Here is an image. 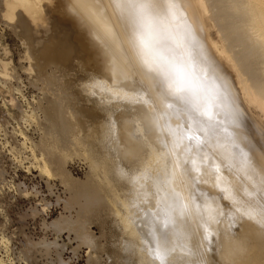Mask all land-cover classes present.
Masks as SVG:
<instances>
[{
    "label": "bare ground",
    "instance_id": "obj_1",
    "mask_svg": "<svg viewBox=\"0 0 264 264\" xmlns=\"http://www.w3.org/2000/svg\"><path fill=\"white\" fill-rule=\"evenodd\" d=\"M63 1H64L63 2L64 6L66 7V11H68L70 15L68 13H65L66 11L65 12L63 11L64 13L63 12L61 13L64 15L61 16L63 17V19H65L64 21L67 20L70 22L69 23L70 26L69 28L58 27L60 31L63 30L64 32L60 33L59 31H57L60 33V35L61 34L62 35L61 36L58 35L59 36L58 37L56 34L57 37L56 41L58 43L55 42L57 43L56 46L54 48L52 47L54 52H56L57 49L59 50L58 53L61 54L59 56V60L58 59L57 60L60 61L63 66L59 65V68L62 66L64 67L62 69L68 70L66 68H71L72 66L75 67L74 65L77 63H75L76 61L74 62L73 59L77 56L82 57L83 60L84 58L88 59L90 53L94 52L91 51L92 48L90 47L88 40L89 39L88 34L91 33L92 34L91 36L94 37L100 43V45H102L103 50L105 49V52L102 53L103 56L102 55L101 56L103 58H106V61H102L100 58L97 59L95 64L97 67V72L100 73L107 72L108 77L110 75L112 79L109 80L112 81L111 83L113 84L116 81H120L121 83V81H123L125 78L133 79L132 82L134 80L139 81L146 85L147 89L144 87L143 89H146L147 90L146 94H149L147 96L144 93L145 96L148 98H144V97L141 98L144 100L143 103H145V107H146L145 110L147 109V113L144 112L143 115L144 117L141 116L139 117L142 118L141 122L144 123L143 126L145 125L147 132L150 133L152 132L151 134H153V136L155 135V140L153 139L152 136V140L154 143L148 144L150 143L149 141L147 143L148 144L147 147L151 148V150L150 148L147 150V151L150 150L149 154L143 150V152L148 154L147 157L144 154L140 153V151H138L139 154H141V157L145 156L146 158L143 159V161L140 160V164L138 168L132 167V165L131 166L128 165L129 164L128 162H127L128 164L125 163V165H123V163L126 161L122 160V164H121L120 159H119V163L118 162H115V164L113 163L114 167L110 166L111 165L110 163H112L110 157L112 155L108 156L107 153L106 155L109 158L107 161L108 164L106 162L107 158H105V161L104 159H100L103 158L102 154L106 152L105 149L109 150L107 151L109 153L112 152L111 154H113V152L116 151L115 149H114L115 151H113L112 149L115 146L114 147L110 146L111 148L108 146L112 144L111 143L112 138H114L116 134L115 130L114 128L109 130L110 128L108 129V127L106 126L107 129L109 130L106 131V129L104 128L105 123H102V121H98L99 123L97 121L95 123L94 121V123H92L91 121L92 119H90L91 123L90 125H88L85 124L86 120L82 121L83 118L81 119V121L84 122L87 128L88 126L90 127L94 124L95 126L94 128L96 129L98 127L99 129L98 134L100 135H97L96 134L97 130L94 131L92 126L91 132L92 131L96 132L95 134L97 135V138L94 141H92L96 143V146L91 144L94 147L93 148L94 150L92 149L93 154L92 153L91 155L89 154L90 157L83 156V158L88 157L89 160L88 167L90 166L93 171L95 170V172L100 174V176L98 175L99 176L98 178H101L100 179L101 182L98 183L100 184L99 187L101 188V190L103 186H105V188L108 187L109 194L106 195L110 196L108 197V199L111 200V203L114 206L112 208L114 209L113 215L118 218V221H120L118 224H122L120 226H122L123 229L126 230H128V228L131 225L137 226L139 224L140 220H137L134 217L131 209L132 206L136 204L135 196H140L142 198L147 199V201L149 202V207L147 210L146 218L143 219L144 227H142L143 224L141 223V228L139 232L140 235H142V237L144 236L143 238H147L149 242L148 252L149 254L151 252L153 256L154 255L157 256L156 258L158 259L159 264H214L216 262L215 261L216 256L215 257L213 256L215 258L214 259L212 256L210 257V252H208L210 250L208 243L211 242H207V241H210V239L216 240L213 242V243L216 242L215 244L216 246H218V248L216 247L215 252H217V249L219 248L223 250L222 259L228 262L227 264H237L240 260L238 256L242 257L239 255L242 250L241 248L248 246L247 243L249 240H245V243L247 245L245 246L242 245V247L240 248V245L244 242V239L246 238L247 239L251 238L252 240L255 241V243L252 244L251 246H248L251 249L252 256L244 255V257L247 258H243V257L241 258L244 262L243 264H264V147L262 145L264 144V142H262V140L257 141L260 143L262 142L261 144L262 146L260 145L261 147H263L262 150H259L255 146H254L255 148L252 146L250 148L249 145L250 144L249 140L251 139L250 132L255 133L256 131L254 132V130H256V126H258L259 124L264 125V120L255 122L251 120V117L248 114V113L251 114L252 119L253 118L256 119L253 109H255L258 103H259L258 105H260V102L264 103V2H263L264 0L263 1L262 0H63ZM7 2H6L7 3L6 7L9 8V11H11L12 14L17 10L19 11V13L18 11L16 13L20 14L21 16H22L21 12L24 14L23 17L26 18V22L24 23L27 24V20H28V22L30 23L28 24L32 26L31 33L32 32L33 33L31 35L33 36L35 35L34 37H39V35H41L40 29L45 28L44 24L46 23L45 22L46 14L48 13H46V11H44L43 9L47 7L45 10H49V8L52 7L51 10L52 9L55 10V11L52 10V12L56 14V10L60 12V9L63 7V4L61 3L60 5L56 4L53 6L52 0H9ZM207 8L209 9V12H211V10L212 11L216 10L215 13L216 15H214L213 17L208 16L209 12ZM51 10H50V14L52 15L53 13H51ZM57 15H55V19ZM58 18L57 21L60 19ZM21 21L23 22L22 18ZM21 21L19 19V21L17 22L22 23ZM24 23H22L21 25H23ZM41 23L44 25V27H40ZM63 23L65 25L68 22L66 23L63 22ZM214 23L215 24L217 23L218 25L217 24L214 25ZM25 24L23 26H25ZM46 24L48 28V23ZM54 24H51L52 27ZM21 25L19 29L23 30L24 27L23 29H21ZM17 26L18 25H16V27ZM54 26L57 27L58 25L57 26L54 25ZM214 26L218 27L216 28V31L213 30ZM74 30L76 31L78 37L77 41L81 43V45H79L80 46L79 48H78V44L75 45L74 42H71L72 39L70 40V38H72L71 33ZM23 32L25 33L26 31ZM57 32L54 31L53 34ZM42 34L47 35V33L45 34V32ZM21 35H23L22 32ZM28 35H30L29 32L27 36ZM28 38L29 37H27L26 39ZM45 38L47 37L45 36ZM41 41L43 40L41 39ZM50 42L49 43L52 44L51 39ZM191 42L193 44L195 43L196 48L194 47L193 49H191L190 47ZM35 43H33V45H35L37 48L36 44H39V42L36 44ZM45 44L44 46L47 45L46 47H48L49 44L48 43L46 45ZM39 45L42 46V44ZM39 51L41 52V50ZM43 54H47V53H43ZM94 54L97 55V53ZM34 57L36 58L37 56ZM34 57L32 56V58ZM42 57L43 56H40V59L38 58L37 59L41 60ZM44 57L42 60L46 61ZM51 57L53 56L52 55L49 57L47 56V58H51ZM79 57H77V59ZM35 61L34 64L36 63ZM72 62H74L75 64ZM32 63L33 62H30V64ZM4 64L5 62L3 63V65ZM7 65L5 67H7ZM77 65L79 66V64ZM77 65L76 67H78ZM33 67H35V65ZM76 67L74 69H76ZM36 68H35V72H36ZM81 68L79 69L81 70ZM87 68L88 67L86 66V69ZM40 69H42V67ZM55 69L56 68H54V70ZM177 70H179V76H180L179 83L181 84V86L189 89L191 93L190 106L188 107L179 103L173 95L169 94L172 90L169 88V85L172 84V81L177 78ZM72 71H74L73 68ZM81 71L79 75L81 74ZM90 71H92V69H90ZM60 72H62V70ZM74 72H72V74H75ZM5 74L7 75V73ZM41 74L44 75L42 76ZM41 74L40 75L42 77L35 74L37 77H39L38 80L40 79L41 81L45 77L49 78L48 76H45L46 73H41ZM64 74H66V72H64ZM69 74L68 76H71V71ZM58 75L61 76L62 73L61 75L60 74ZM83 75H85V73ZM90 75H92V73ZM81 76L79 77L81 78ZM96 76L98 77V75ZM87 77L88 75L85 78L86 80L88 79ZM60 78H58L57 80H59ZM73 78H75V80ZM73 78L72 81L77 82L79 80L78 79L76 81L78 76L77 77L75 76ZM131 79L129 80L131 81ZM62 80L60 79V81ZM68 80L71 82V79ZM91 80H93V78ZM91 80L89 78L90 82H92ZM96 80L98 83L99 82L98 80H100V78ZM101 80H102V76H101ZM4 81H8V80H4ZM249 81L251 84L249 83ZM90 82H88L89 85ZM63 83H64L63 84L64 87V85H66L67 82L66 84L65 82ZM83 83L84 82L82 81V84ZM93 83L97 84L95 82H92L91 85H93V87H94ZM99 83L105 84L103 82H99ZM79 84L80 83H78V88H81V90H83L82 88L83 86L81 87L80 85L79 87ZM51 85H46L48 86V88L45 87L47 91H49V93H51L50 90H48ZM99 85L97 87H99ZM135 85L140 86V88L142 89V85L140 84H135ZM55 86H58V84ZM59 86H61V83ZM88 86L86 85L87 89L90 88V87L88 88ZM97 87L95 86V88ZM50 88H53V86ZM75 89L77 90V92H80L78 91L80 89H77L76 87L73 89V92ZM106 89L104 87V90ZM92 90L94 92V90L97 89L92 88ZM132 90L135 91L134 88ZM64 91L63 92L60 91V92L64 94ZM98 91L99 93H101L100 90ZM252 91L254 92V95L252 94ZM85 92L81 91L80 93L82 94ZM102 92L104 91L102 90ZM109 92L111 91L109 90ZM126 92L122 88L112 89V94L114 96H117V98L123 97L125 95H127V97L129 98L127 94L128 92L127 93ZM69 93L67 95H69ZM139 93L140 92L138 91L137 94L139 95ZM63 94H61L62 97L65 96ZM73 94L74 93H72V95L70 94V96L72 97ZM97 94H95L94 96L96 97ZM131 94L129 95L132 98V96L135 94L132 95ZM47 95L49 96V94ZM74 96L76 97V95ZM82 96L85 95L83 94ZM86 96H88L87 93ZM114 96L112 97L115 98ZM42 97H40V99L45 102L46 99H43ZM90 97H88L89 100ZM136 97L134 98L136 99ZM254 97L258 99L256 100L254 99ZM44 98H47V96ZM64 98H67V96H65ZM73 98H70V100H72ZM84 98L86 99V97ZM64 100L66 103V99ZM125 100H122V102L123 101L126 103L129 102L128 99L125 98ZM130 100L134 101L133 99ZM86 101L85 103H87ZM135 101L134 103H136ZM47 102L50 101L48 100ZM72 102L69 101L71 105ZM74 102L76 103L77 101ZM88 102L89 103L91 102L90 104H92L93 102L96 101L92 102L91 99ZM37 103L39 105V102ZM40 103L42 104L41 101ZM132 103L133 102L128 104L131 105ZM47 104H48L47 107L42 104L44 106V109L49 108L48 107L49 103ZM50 104L53 105L52 106L53 108L54 106H56L52 104V102ZM93 104L95 105V103ZM146 104L152 105L155 110H149ZM32 105L34 104L32 103ZM38 105L35 104V106L40 108V105L39 106ZM71 105L69 106L67 105V107H69L68 109H70L69 110L70 112H72L70 107ZM98 105L101 106L99 103ZM65 106L63 105L62 107ZM73 106L76 107L77 104L76 106L75 105ZM261 106L263 107L260 108L259 113L264 115V105L261 104ZM57 107L59 106L57 105ZM95 107L94 110L97 111L99 107L97 106L96 107L97 109ZM53 108L52 110L49 108V110H51L52 112ZM104 108L106 109V107ZM61 109H59V112ZM81 109H78V111L76 109V112H80ZM89 109L90 107L88 108V110ZM101 109H103L102 106ZM42 110L38 109V111L43 113L48 112ZM251 110L253 114L251 113ZM55 111L56 110L53 111L52 113L53 115L51 116L54 117V115L56 114L54 113ZM61 112L58 114V117L62 118V114L64 113ZM97 112H95V114L98 115ZM102 112L105 113V111ZM43 113L41 114L43 115ZM49 113H47V115L50 116ZM82 114L83 113L81 112L80 116ZM100 115L101 117L103 116L101 113ZM84 116L87 115L85 114ZM45 117L46 114L44 115V118ZM53 117H51V119ZM66 117H63V119ZM46 118L48 119V121L44 119L43 120L50 122V119L48 117ZM55 118L56 115L53 119ZM107 118H108L107 121H109L107 122V124L113 122V121L110 122L111 120L110 115ZM59 120L61 119L59 118ZM65 120L68 124L70 123V121L68 122L67 118ZM47 122L46 125L49 126L43 125V127H47V128L49 127L48 129H50L51 131L47 130V133L49 134L51 132L50 134L52 135L53 132L56 130L54 132V135L56 134V136H59L60 132L58 130L60 128L62 129V127L64 128L66 123L63 120V123L65 122L63 126L62 122L59 121L61 122L60 126L62 124V127H60L59 129H58L59 123L57 125L53 123L54 125L57 126V127L54 126V128H57L58 130L55 129L52 132V130L54 129L53 126L51 125L53 121H51L50 124L49 123L47 124ZM82 122H80L79 126L82 125ZM55 123H57V121ZM42 124H44V122H42ZM70 124L74 125V122ZM69 125L66 126L68 127ZM110 125L111 124H109V126ZM260 125L258 127H260ZM50 126L53 129H51ZM69 127L65 130L73 128L72 126L70 128ZM75 127L74 129H72L73 131L79 129V128L77 129V126ZM65 130L63 129L61 130L63 132L62 133L63 135L68 133L69 131L68 130L66 132ZM79 130L81 131V128ZM132 130H134V128H132ZM57 131L59 132L58 135L56 133ZM84 131H86V129ZM70 132L71 131H69V133ZM154 132H156L157 134H155ZM159 132L160 134H158ZM139 133L140 132H138V135ZM85 134L89 135L88 133ZM257 134L259 135V133ZM67 135L68 136L66 135L65 136L69 140V135L72 136V134H67ZM82 135H84V132L83 134H81V136ZM87 135H85L88 138L87 141L85 140L86 139L85 138L83 142L82 141L80 142V144L84 143L85 141L89 143V141L93 139L92 137H90V135L89 137ZM132 135H133V131L131 133V136ZM46 136L48 137V135ZM92 136L94 137L95 135ZM135 136H132L134 142H136L135 140H137L135 138L137 137L139 139L142 138L140 137V135L139 136L135 135ZM141 136L143 135L141 134ZM148 136L150 137L151 135ZM148 136L147 138L145 137L144 138L148 140L149 138ZM44 137L45 135L43 136V138ZM51 137L52 136H50V144L53 143V142L51 143ZM188 137H191V139H188ZM43 138L41 137L40 139L43 141L44 140ZM72 139L73 138H71V140ZM79 139H75V140H79ZM46 140L45 141L49 143L48 138ZM53 141L55 142L56 140ZM250 141L251 143L253 142V144L255 145L254 143L255 140L254 141L250 140ZM72 142L74 143L75 141L73 140ZM55 143H57V141ZM55 143H53V145ZM136 144L138 145V142H136ZM155 144L160 146V149L158 151L157 149H154L156 148ZM105 145L109 148L105 147ZM113 145H115V143H113ZM83 146L85 147V144ZM91 147H89V149ZM30 148L33 151L32 147ZM138 148L137 146H135V149L138 150ZM98 151L99 152L101 151V156H99L100 154L98 153ZM114 154L115 156L113 155V158L116 157L117 153ZM138 156L140 157V155ZM137 158L138 157L135 158L134 163L136 162ZM36 159L38 160V158ZM85 161H87V159ZM134 163L133 165H135ZM30 164L32 166V162ZM106 164L109 166H107ZM126 165L130 166V168L128 169ZM37 169L41 170L40 168ZM44 170L46 173L47 171H49V170L46 171V168H44ZM44 170L42 169V171ZM115 175L120 177V179L123 178L126 182L121 183L120 181H118L119 178L115 177ZM103 181L104 183H102ZM148 181L150 182L144 184V182H148ZM101 183L104 184L102 187H101ZM122 184L124 185L126 184L127 187L125 188ZM105 188L103 187V191H102L103 193ZM222 200H225V203ZM236 224L239 225L238 230L234 231L232 227L233 226L235 227ZM248 247L246 248L247 250ZM213 250L211 248V251ZM237 250H239L237 252V257H236L238 259H236L233 256L234 252L236 253ZM243 250H245V248ZM219 252L217 254H219ZM242 253L244 252L242 251ZM212 254L213 253H211V255ZM218 256H220V254ZM219 262H221V260ZM239 263L242 264L241 262Z\"/></svg>",
    "mask_w": 264,
    "mask_h": 264
},
{
    "label": "rangeland",
    "instance_id": "obj_2",
    "mask_svg": "<svg viewBox=\"0 0 264 264\" xmlns=\"http://www.w3.org/2000/svg\"><path fill=\"white\" fill-rule=\"evenodd\" d=\"M7 1H9V0H7ZM7 1L6 0H0V63H1L0 64V68H1L0 69V73H1L0 74V76H1L0 77V86H1V88H0V264H159L158 259L156 258L157 256L156 255L153 256V254H151V252H150V254L148 252L149 251V246H148L149 242H148L147 238H143L144 236L142 237V235H140V232H139L140 228H141V223L143 224V222H144L143 219L146 218L147 210L149 207V202L147 201V199L142 198L140 196H135L136 204H134V206H132L131 210H132L134 217L137 220H140L141 222L139 221V224L137 226L131 225L128 228V230L123 229V227L120 226L122 224H118L120 222V221H118V218L113 215L114 209H112V208L114 206L112 205L111 200L108 199V197H110V196L106 195V194H109L108 187L105 188V186H103L104 184H102V183H104V181L101 183V187L103 186L107 190L106 191L104 189V193H103L102 192L103 187L101 190V188L99 187L100 184L98 183V182H101V180H100L101 178H98L100 176V174L95 172V170L93 171L90 166H89L90 169L88 167V164H89L88 157H90L89 154L90 155H91V153L93 154V150H94L93 145L96 146V143H94L92 141H94L97 138V135H100V134H98V130H99L98 127L96 126L97 128L95 129L94 124L92 125L93 130L94 131L97 130L96 131L97 133L93 132V131L91 132L92 126H90V127L88 126V125H90L91 121H92V123H94V121H95V123H96V121L97 122L102 121V123H105L104 128L106 129V131H109L113 128L115 130L116 134H115V136L113 135L114 138H112V141H113V142L111 141L112 144L111 145L107 144V145L109 147L115 146L112 149H113V151H115V150L116 151L113 152V154H111L112 152L109 153V152H107L109 150L105 149L106 152L104 151L105 153L102 154L103 158H100V159H104V161H105V158H107V160H106V162H107L109 159L107 157V155L108 156L112 155L110 157V159L112 160V161L110 160L112 162V163H110L111 164L110 166L114 167L115 162L119 163V159H120L121 164H122V160H124L126 162L123 161L124 162L123 165H125V163L128 162L129 163V164L127 163L128 165H130V166L132 165V167L138 168L139 164H140V160L143 161V159H146L145 156L147 157V155L150 153L149 151L151 150V148L147 147V146H148V144L154 143L152 140V136H153V134H151L152 132L151 133L147 132L145 125L143 126L144 123L141 122V119H142L141 117H144L143 116L144 112L147 113V109L145 110V108H146L145 103H143L144 100L141 99L143 97L148 98L145 96V94L147 92L146 85L139 82V81H136V80H134L132 82L133 79H131V78H125L124 80L122 79L123 81H121V83H120V81H116L115 83H118V84H115V83L113 84V83H111L112 81H110V80H112V79H111L110 75L108 77L107 72H104V73L97 72V67L95 65L97 59L100 58L102 61H106V58L102 57L103 56L102 53L105 52V49L103 50L102 45H100V43L94 37L91 36L92 35L91 33L88 34L89 35V39H88L89 44H90V47L92 48L91 51L92 52L94 51L93 53H90L91 56L89 55L88 59H85L83 57L84 60L82 59V57L77 56L80 58V59L78 58L79 62H78L77 57H75L74 58L75 60L73 59V61L74 62L76 61L75 63L79 64V66L77 64H75L74 62H72L75 64L74 65L75 67H76V65L78 66V67H76V69H74L75 67H73V66L71 68H66L68 70L62 69L64 67H62L63 65L61 64L60 61H58L59 56L61 54L58 53L59 50H57V49H56V52H54L52 47L54 48L56 46V44L58 43L56 41L57 40L56 34H57V36L58 35L61 36L62 34L60 35V33L64 32L63 30L60 31V29L58 27H60V28L61 27H66V28L68 27L69 28V26H70L69 25L70 22L67 20L64 21L65 19H63V17H62L64 14H62L61 12L66 11V7L63 4V2H64L63 0H59V1L58 0H52L53 6L56 4L60 5V3L63 4V7L62 8L60 7L61 8L60 12L56 10V14L54 12H52V10H53V9L51 10L52 7L49 8V10H45L47 7H45L43 9L44 11H46V13H48V14H46V21L45 22L48 23L49 31L47 28V24L45 23L44 29H47V30H44L43 28L40 29V31H41L40 32L41 35H39V37L41 36L40 38L34 37L35 35L34 36L31 35L33 33V32L31 33V29H32L31 27L32 26L29 25L30 23L28 22V20H27V24L24 23V22H26V18L23 17L24 14L21 11L20 12H21L22 16L20 14H18L19 13L18 10H17L18 13H16L17 12L16 11L13 14L11 11H9V8L6 7L7 3H8ZM50 10H51V13H53L54 15L50 14ZM53 11H55V10H53ZM208 12H209V9H208ZM65 13H68L70 15V13L68 11H66ZM215 13H216V10L215 11L211 10V12L208 13V16L213 17L214 15H216ZM18 15H20V16H18ZM50 15H51V17H50ZM55 15H57L56 19H55ZM17 17H20V18H17ZM12 18H13V20H12ZM21 18H22L23 22L21 21ZM48 18L50 19V21ZM57 18L59 19L58 21H57ZM19 19L22 23L25 24V26H23L24 24L21 25L22 23L17 22V21H19ZM62 21L65 23L68 22V23H66L68 25H66V24L64 25V23ZM54 23H56V24H54ZM41 24H40V27H44V25L43 24L41 25ZM51 24H54L56 26L58 25V26L55 27L53 25V27H52ZM61 24H62V26H61ZM216 24L214 23V25H216ZM16 25H18V26L16 27ZM20 25H21V29H23V27H24L25 30L24 29L20 30L19 29ZM29 26H30V28H29ZM12 27H14V28H12ZM15 27H16L17 31H16ZM52 28L54 31H56V32L59 31L60 33L57 32V33L53 34L54 31L52 30ZM66 28H64V29H66ZM213 28H214L213 30L216 31V28H218V27L214 26ZM23 31H26L25 33H27V34L29 32L30 35L27 36V34H25ZM51 31H52V33H51ZM21 32L23 33V35H21ZM44 32H45V34L47 33V35L42 34ZM73 32H74V34H73ZM69 33H70V31H69ZM45 36L47 38H45ZM27 37H29L30 39L32 38L31 41L29 38H28L29 39V41H28V39H26ZM71 37H72V38H70V40L72 39L71 42H74L75 45L78 44V48H79L80 47L79 45H81V43L77 41L78 37H77L75 30L72 31ZM52 38H54V39H52ZM41 39L43 41H41ZM50 39L52 41V44H50L51 43ZM35 41H36V43L39 42V44H42V46H40L39 44H36ZM44 42L46 44L48 43L49 44L48 47H50V48L46 47L47 45ZM55 42H57V43H55ZM33 43H35L37 45V48L35 45H33ZM30 44H31V47H33V46L34 47L31 48ZM44 44L46 46H44ZM190 45H191L190 46L191 49H193L194 47L196 48L195 43L193 44L191 42ZM27 47H28V49H27ZM42 47L45 50L47 49L46 52ZM39 50H41L42 55H41V52ZM43 50H44V52H43ZM30 53L33 55H31ZM35 53H38V54H35ZM43 53H47V54H43ZM94 53H97V55H95ZM44 55H45V57H44ZM51 55L54 58L53 57L47 58V56L49 57ZM32 56L33 57L37 56V57L36 58L34 57L35 58L34 59V58H32ZM40 56H43L46 61L42 60L43 57L41 58V60H38V59H40ZM55 58H56V60H55ZM3 60H4L5 64L6 63L8 64V65L6 64L7 67H5L6 66L5 64L3 65V63H4ZM34 61L36 62L35 64H34ZM39 61H40V63H39ZM56 61H58L59 63ZM30 62H33L32 64H33V66L35 65V67H33L32 64H30ZM37 63H39V64H37ZM59 65H62V66L59 68ZM86 66L88 67L87 69H86ZM4 67H5V69H4ZM38 67H39V69H38ZM41 67L44 70L40 69ZM35 68H36V72H35ZM54 68H56V69L54 70ZM72 68L74 71L75 70L76 71L75 72L72 71ZM79 68H81L82 71ZM90 69H92V71H90ZM93 69H95V70H93ZM53 70L55 71V73ZM61 70H62V72H60ZM2 71L4 74L7 73L8 76L6 74H5L6 75L5 76L2 73ZM38 71L40 72V74L46 73L45 76H48L49 78L45 77L46 80H45V78L41 81H40V79L38 80L39 77L36 76L39 74ZM52 71L54 74L52 73ZM70 71H71V76H68ZM80 71H81L82 76H81V74L79 75ZM58 72H60V73H58ZM64 72H66L67 75L64 74ZM72 72H74L75 74H72ZM82 72H84L85 75H83L84 73H82ZM90 72L92 73V75H90L91 74ZM61 73H62V75H61ZM86 73H89V74H86ZM40 74L38 76L42 75V74L41 75ZM58 74H60L61 76H59ZM52 75H54V76H52ZM63 75L65 78L67 76V78L65 79L63 77ZM87 75H88V77H87L88 79L86 80L85 78ZM96 75H98V77ZM56 76L58 78L61 77L60 78L61 80L63 77V80H66V81H63V80L60 81V79L57 80L58 78ZM75 76L76 77L78 76L76 81L78 79L79 80L83 79L82 81L84 83L82 84L81 80L80 81L78 80L77 82L72 81V78ZM79 76H81V78ZM101 76H102L103 81L101 80ZM11 77H13L14 79ZM50 78H51V80H50ZM89 78H90V80L93 78V80H91V81L95 82V83H97L96 79L100 78L101 81L100 80H98V81L103 82L105 84H101L98 82L97 84L98 85L101 84V85H99V87H97L98 85L93 83L94 84V87H93V85H91L92 82L89 81ZM68 79H71L72 83ZM73 79L75 80V78H73ZM104 79L107 82V84L104 81ZM129 79H131V81ZM244 79H246V78H244ZM4 80H8V81H4ZM52 80H54V81H52ZM55 80H56V82H55ZM58 81H60V82H58ZM63 82H65V84L67 82V84L64 85V87H63V84H64ZM68 82L71 86L68 84ZM88 82H90V85ZM134 82H136V83H134ZM51 83H52V85H51ZM55 83H57L58 86H55V85H57ZM60 83H61V86H59ZM78 83H80L79 87H80V85H81V87L83 86L82 87L83 90H81V88H78ZM249 83H250V81H249ZM135 84H140V85H142V89H143V87L146 89H143V91H142L140 86H136ZM46 85H51L50 87L53 86V88L49 87V89H48V90H50L51 93H49V91H47L46 88H48V86H46ZM86 85L87 86L89 85L88 88L90 87L89 89L92 92H93L92 88L97 89V90H94V92H93L94 94H93L89 89H87ZM84 86L86 87L87 90L85 89ZM95 86L97 88H95ZM100 86H101V89H100ZM127 86H128V88H127ZM75 87L77 89H80V90H78L80 92L81 91H84V92L87 91V92L81 94L80 92H77L76 89L73 92V89ZM104 87H105V89L107 88L106 89L107 93H106V90H104ZM132 87L137 92L133 91ZM70 88H72V89H70ZM113 88L124 89L125 92L126 91L128 92V93L127 92L126 93L128 94L129 98L133 99L134 101L136 100L135 101L136 103H134V101H131L127 97V95H125L126 97L125 96H123V97L118 96L119 98H117V96H114L112 94ZM54 89H55V91H54ZM64 89H65V91H64ZM67 89L68 90L70 89L71 92H70V90L68 91ZM108 89L111 92H109ZM98 90H100L101 93H99ZM102 90L105 92V94H104V92H102ZM60 91L61 92L64 91V94L61 93ZM138 91L140 92L139 95L137 94ZM45 92H46V94H45ZM88 92H90L92 95ZM52 93L53 94L55 93L54 96ZM60 93L67 96V98H64L65 96L62 97V95ZM68 93H69V95H67ZM72 93H74V94L71 97L70 94L72 95ZM86 93L88 94V96H86ZM97 93L101 94V95H98ZM131 93L135 94L132 96V98L129 95ZM47 94H49L50 97ZM83 94L85 96H82ZM95 94H97V96L102 100H100L97 96L95 97L94 96ZM252 94L254 95L253 91H252ZM74 95H76V97ZM136 95H137V97H136ZM146 95L148 96L149 94H146ZM46 96L48 99L44 98ZM112 96H114L116 99L113 98ZM40 97H42L43 99H46V101H45L46 104L44 101H42L40 99ZM73 97H75V98H73ZM84 97H86V99ZM88 97H90V100L92 99V102L96 101L97 103L93 102V103H95V105L93 103L90 104L91 102L90 103L88 102V101H90L88 99ZM93 97H95V98H93ZM103 97L105 98V101H104ZM124 97L126 99H128L129 102H127V103L124 101L122 102V100H125ZM134 97H136V99ZM38 98H39V100H38ZM51 98L53 101L51 100ZM62 98L66 99V103H65V100ZM70 98H73L72 99L73 102H72V100H70ZM59 99H61L62 102ZM254 99L257 100L258 98L254 97ZM48 100L50 102H47ZM86 100H88V101H86ZM35 101L39 102V105L41 104L40 103V101H41L42 104L43 105L45 104L44 106H46V107L48 105L47 103H49L48 107L51 110L53 108L52 107L53 105H51L50 103L52 102V104L56 105V106H54V108H56V109L53 108V111L56 110L54 113H56L55 115H56L57 119L56 118L53 119L55 117V115H54V117L51 116V115H53L52 114L53 111L51 112V110H49V108L45 107L46 109H44V106L42 104L40 105V108L35 106V104L38 105V103ZM69 101L72 102V105L69 103ZM74 101H77V102L75 103ZM85 101L89 105L87 103H85ZM101 101H103V102H101ZM125 101H127V100H125ZM105 102H106V104H105ZM131 102H133V103L131 105H129ZM32 103L34 105H32ZM73 103H75V104H73ZM82 103L84 104V106ZM98 103L103 107V109H101V106H99ZM60 104H61V106H60ZM76 104H77V106H76ZM102 104L103 105L105 104V105L103 106ZM258 104L255 107V109H253L254 113H255L254 115L256 116V119L255 118L252 119L251 114L248 113L251 117V120H253L255 122L264 120V119H262V118H264V115L259 113L260 108L263 107V106H261V104L264 105V103L260 102V105H258ZM57 105L59 107H57ZM63 105L64 106L66 105V106L62 107ZM67 105L68 106L71 105L70 107H71L72 112L69 111L70 109H68L69 107H67ZM73 105H75L78 108L74 107ZM79 105H80V107H79ZM87 105H88V107H87ZM96 105L99 107V109L96 108L97 107ZM147 106H148L147 108H149V110H155L152 105H147ZM84 107L85 108L87 107L86 108L87 111ZM89 107H90V109L88 110ZM92 107H93V109H92ZM94 107L99 112L94 110ZM104 107H106V109ZM57 108H59V109L62 108L60 110V112L62 111L61 113H64L67 117L64 114H62V118L58 117V114L60 112H59V109H57ZM64 108H66V109H64ZM38 109L39 110L43 109L42 111H48L47 113H49V111H50V113H49L50 116L47 115V113H45V112L43 113V112L38 111ZM74 109H75V111H74ZM76 109H77V111H78V109H81V111L79 110L80 112H76ZM102 111H105V113ZM81 112L83 113L81 115L83 117L80 116ZM95 112H97L99 116L97 114H95ZM41 113H43V115ZM84 113L87 116H84L85 115ZM100 113L103 115L102 117H101ZM251 113L253 114L252 110H251ZM45 114H46V117H48L50 119V122H47L48 119L46 117L44 118ZM71 114H72V116H71ZM88 114H89V116H88ZM109 115L111 117L110 122L113 121V122L109 123V124H111L110 126H109V124H107V122H109V121H107L108 120L107 117ZM139 116H141V117H139ZM51 117H53V118L51 119ZM63 117H66L68 119V122L70 121V123L74 122V125L77 126V129L81 128L82 133L79 129L73 131L72 129H74L75 126L69 123L73 127V128H70L71 126L66 122V120H65L66 118L63 119ZM87 117H89V118H87ZM36 118H38V119H36ZM59 118L61 120H59ZM43 119L47 120V121H44ZM81 119H82V121H84V120L87 121V122L85 121V124H88L87 126L90 129H88L85 126L84 122H82ZM90 119H92V120L90 121ZM98 119H100V120H98ZM37 120H39V121H37ZM55 120L57 121V123H55L56 122ZM63 120L67 123L66 124L64 122L65 123L64 128L62 127V124L64 126ZM79 120H80V122H82V125H81L82 127L79 126L80 125ZM137 120H139V121H137ZM40 121L44 122V124H42V122H40ZM51 121H53L51 124L53 126V128H54V126L57 127L56 125L59 123L58 129L60 127H62V129L65 130L70 126L69 127L70 129H68V130L71 132L69 133L68 130H65L66 132L68 131V133L63 135L61 128H60L61 130L60 129L58 130L57 128L53 129L50 126V128L53 129L52 132L55 129H57L61 134L57 131L56 133H57V135L59 133V136H56V134L54 135V132L56 130L53 132L54 136L52 134H50L51 132L48 134L47 130L48 131H51V130L48 129L49 127L48 128L43 127V125L49 126V125H46V122H47V124L48 123L50 124ZM59 121L62 122L61 126H60L61 122H59ZM128 122H129V124H128ZM53 123L56 125H54ZM40 125H42V126H40ZM66 125H69V126L67 127ZM95 125H97V124H95ZM106 126L108 127V129L109 128L110 129L108 130ZM258 126H256V130H254V132L256 131L255 133L250 132V138H251L250 140H252V141L255 140L254 141L255 145L253 144V142L251 143L250 140H249V142H250L249 145H250V148H251V146L252 147L255 146L259 150H262V148L264 147V144H262V142H264L263 141L264 140V137H263L264 131H262V130H264V125L262 124V125H260V127H258ZM132 128H134V130L136 132L134 130H132ZM257 128H259V129H257ZM75 129H76V127H75ZM85 129H86V131H84ZM258 130H260V131H258ZM132 131H133L132 136H135V135L139 136L140 135V137H142L140 139L138 137L135 138L136 136L134 137L135 139L138 140V141L135 140L136 142H138V145L136 144V142H134V139L131 136ZM83 132H84V135L81 136V134H83ZM134 132H135V135H134ZM138 132H140L139 135H138ZM41 133H42V136H41ZM73 133H75V134H73ZM85 133H88L90 135V137L93 138L91 141H89V143L86 142L88 138L85 136V135H87ZM92 133H94V134H92ZM148 133H150V134H148ZM154 133L157 134L156 132H154ZM257 133H259V135ZM262 133H263V135H262ZM43 134L45 135L44 138H43V136H44ZM67 134H72V136L73 135L75 136V139L80 138L81 140L80 139L75 140L74 136L72 137L71 135H69V140H68V138H66V136H68ZM141 134L143 136H141ZM158 134H160V132ZM46 135H48V137ZM89 135H87V136L89 137ZM92 135H95L94 136L95 138ZM148 135H151V136L149 137ZM255 135H258V136H255ZM260 135H262V136H260ZM50 136L53 137V138L51 137V143L52 142L55 143L56 141H57V143H55L54 145H53V143L50 144ZM147 136L149 137L148 140L145 139V138H147ZM41 137L44 139L43 140L44 142L40 139ZM46 137L48 138L49 143L46 142L47 141ZM56 137H57V139H56ZM71 138H73V139L71 140ZM127 138H128V140H127ZM260 138H262V139H260ZM84 139L86 140L85 141L86 143L84 142V143L80 144V142L81 141L83 142ZM89 139H91V138H89ZM153 139L155 140V135L153 136ZM53 140H56V141L54 142ZM73 140L75 141L74 143L72 142ZM143 140H145V141H143ZM261 140H262L261 143L257 142V141H261ZM70 141H71V143H70ZM139 141H141V142H139ZM148 141L150 143H148ZM113 143H115V145H113ZM82 144L83 145L85 144L86 148ZM86 144L89 146H87ZM91 144H93V145H91ZM261 144L263 145V147H261L262 146ZM27 146L29 148L32 147L33 151L31 150V148L29 149ZM135 146H137V148L138 147H140V148H138V150H137V149H135ZM89 147H91V148L89 149ZM105 147H107V146L105 145ZM109 147H107V148H109ZM155 147L156 148H154V149H157V151L160 149L159 145L155 144ZM149 148H150V150L147 151ZM24 149L26 150V152ZM143 150L145 152H147L148 154L143 152ZM89 151H90V153H89ZM138 151H140V153L144 154L145 156L141 157V154H139ZM30 152H32V153H30ZM136 152L138 155H140V157L136 154ZM98 153L100 154L99 156H101V151L100 152L98 151ZM106 153H107V155H106ZM114 153H117V154H116V157L113 158V155L115 156ZM83 156H88V157L83 158ZM136 157H138V158H137L136 162L134 163ZM36 158H38V160ZM85 158L87 159V161H85L86 160ZM31 162H32V166L30 164ZM133 163L135 165H133ZM107 164H108V162H107ZM128 165H126V167L129 169L130 166H128ZM107 166H109V165H107ZM36 167L40 168L41 170L37 169ZM123 167H125V166H123ZM44 168H46V171L49 170L50 173H49V171H47V173H46ZM42 169L44 171H42ZM96 173H97V175H96ZM115 177L119 178L118 181H120L121 183L126 182L123 178L120 179V177H118L117 175H115ZM149 182L150 181L144 182V184H147ZM122 185L125 188L127 187L126 184L125 185L122 184ZM90 189L92 192L90 191ZM92 189H94V190H92ZM105 191H106V193H105ZM88 194H91V195H88ZM86 201H88V202H86ZM222 201L225 203V200H222ZM109 202L111 203V205ZM238 226H239L238 224H236L235 227L233 226L232 227L233 230L237 231ZM142 227H144V224L142 225ZM245 240H249L247 243L248 246H251L252 244L255 243V241L252 240L251 238H249V239L246 238V239H244V242L242 241L244 244L241 242L242 244L240 245V248L242 247V245L243 246L247 245L245 243ZM214 241H216V240L210 239V241H207V242H211V243H208V246L210 247V250L208 251V252H210V257L216 256L215 257L216 259L213 257L216 261L214 264H218V262L220 260H221V262L222 261L223 262L222 263L219 262V264L220 263L221 264H227L228 262H226L225 260L222 259L223 250L221 248H219V249H217V252H215L216 247L218 248V246H216V244H215L216 242L213 243ZM247 247L241 248L242 249L241 253L240 252H239L240 254L238 253L243 258H247V257H244V255L252 256L251 249L248 247V250H247L246 249ZM211 248H212V250L213 249L214 250L211 251ZM244 248H245V250H243ZM219 251H221V252H219ZM238 251L239 250H237L236 253L234 252V254H233V256L235 258L237 257ZM242 251L245 254L242 253ZM218 252H219L220 256H218L219 255V254H217ZM211 253H213V254L211 255ZM241 254H243V255H241ZM242 257L238 256V258L241 260V261L239 260V262H241L243 264L244 262L241 259ZM217 258H218V260H217ZM238 258H236V259H238ZM239 262L237 264H240Z\"/></svg>",
    "mask_w": 264,
    "mask_h": 264
},
{
    "label": "snow or ice",
    "instance_id": "obj_3",
    "mask_svg": "<svg viewBox=\"0 0 264 264\" xmlns=\"http://www.w3.org/2000/svg\"><path fill=\"white\" fill-rule=\"evenodd\" d=\"M179 79V70H177V78L174 79L172 81V84L169 85V88L172 89L169 94L173 95L179 103L188 107L190 106L191 93L189 89L181 86V84L179 83ZM188 139H191V137H188Z\"/></svg>",
    "mask_w": 264,
    "mask_h": 264
}]
</instances>
